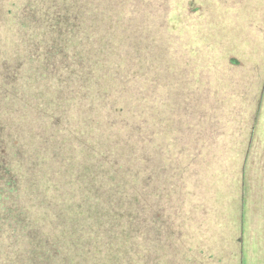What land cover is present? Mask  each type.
<instances>
[{
	"label": "trees",
	"instance_id": "1",
	"mask_svg": "<svg viewBox=\"0 0 264 264\" xmlns=\"http://www.w3.org/2000/svg\"><path fill=\"white\" fill-rule=\"evenodd\" d=\"M194 3L0 0V264H185L206 220L264 222V85L198 83L171 26Z\"/></svg>",
	"mask_w": 264,
	"mask_h": 264
},
{
	"label": "rangeland",
	"instance_id": "2",
	"mask_svg": "<svg viewBox=\"0 0 264 264\" xmlns=\"http://www.w3.org/2000/svg\"><path fill=\"white\" fill-rule=\"evenodd\" d=\"M175 1H178L182 5L183 0ZM257 2L260 6L256 5ZM188 8L189 12L187 11L186 18L183 20L185 23H188V35L181 32L183 22H171V26L174 28V38L179 43L178 49L182 51V46L184 50L186 47V53L192 50L190 52H194L196 64L202 68V71H199L200 76H197L198 83H203L202 78H206L204 80L206 84L218 87L223 80L221 73L224 72L225 79H229L230 71L235 70L236 66H240L247 71L244 73L246 75L249 74L251 79L246 77L249 80L242 81L241 85L244 87V84H248L250 81L255 85L251 88L252 94H257L261 87H259V84L264 85V0H195L193 6H188ZM213 26H216V29ZM242 28H245L248 32ZM198 33H202L204 36L207 33L214 34L216 38L214 47L209 49L208 46H202V36L196 37ZM204 38L208 41L205 43L210 44V40L206 37ZM184 39L185 41H183ZM183 42L184 45H181ZM201 48L209 51L200 58L199 49ZM252 52L254 53L252 54ZM229 58L234 59V62H228ZM237 70L240 71V68ZM242 74L239 72L234 75L239 78ZM261 92L263 96H256L259 101L262 98V101L261 104L259 103L260 108L255 117L256 133L253 141L252 156L260 158L261 164H263L264 88ZM257 216H259V212L253 215L250 212L247 213V227L244 226L243 232H234L232 230L231 226L235 225V223L237 224L236 220L238 217H236L234 222L230 221L229 216H225L227 224L224 223V225H216L213 222L215 219L212 220V218L208 219V221L206 220L205 225L198 226L203 230L201 237H206L204 238L206 246L202 250L203 253L197 254L199 249L194 247V251L191 252V259L185 261V264H195V259L203 258L204 255L205 257L207 255L206 259L210 262L209 264H217V258H225V260L228 258L227 264H236V258H238L239 253H241V264H264V222H262L263 219L260 220ZM207 227L208 230L204 233ZM219 228V232L224 234V238L230 242V244L222 247L221 254L218 247V250L211 249L214 245L213 240L215 239L213 231ZM192 233L194 237L199 236L200 231L197 225L193 227ZM240 247H242L241 252H239ZM209 258L214 259L210 260ZM177 260L180 262V259L177 258Z\"/></svg>",
	"mask_w": 264,
	"mask_h": 264
}]
</instances>
